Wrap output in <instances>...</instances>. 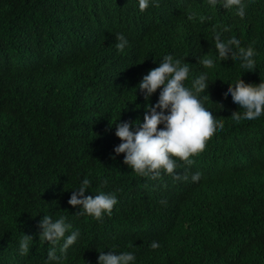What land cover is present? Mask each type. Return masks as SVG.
<instances>
[{"label": "trees", "instance_id": "16d2710c", "mask_svg": "<svg viewBox=\"0 0 264 264\" xmlns=\"http://www.w3.org/2000/svg\"><path fill=\"white\" fill-rule=\"evenodd\" d=\"M244 3L241 17L206 0H155L143 12L137 0H0V264H43L44 215L80 231L65 264H96L109 250L133 252L136 264H264V115L235 122L243 110L225 94L240 75L264 80V0ZM225 24V38L255 49L254 70L216 56L214 29ZM117 33L129 42L123 52ZM169 53L189 64L186 84L208 72L205 102L224 127L191 163L177 158L173 174L151 179L115 154L112 123L143 121L137 86ZM205 54L216 58L209 68L198 62ZM84 178L86 196L116 195L110 216L68 204ZM23 234L33 238L26 256Z\"/></svg>", "mask_w": 264, "mask_h": 264}, {"label": "clouds", "instance_id": "9594fccd", "mask_svg": "<svg viewBox=\"0 0 264 264\" xmlns=\"http://www.w3.org/2000/svg\"><path fill=\"white\" fill-rule=\"evenodd\" d=\"M154 3L155 0H137L140 12ZM206 4L210 7L220 4L226 9L235 6L241 17L246 15L244 0H206ZM229 28L230 25L225 24L222 28L214 29L216 56L223 58L231 54L240 61L242 69L254 70L255 49L251 45L241 46V38L235 33L225 38L223 34ZM116 40V49L123 52L128 46V39L123 33H117ZM184 58L165 54L157 67L143 75L137 86L139 93L148 102L144 105L142 122L117 120L112 123L115 125V136L121 141L114 148L115 154L123 153L124 164L141 177L156 179L162 173L173 174L179 166L178 160L191 163V154L205 147L207 139L217 130V126L221 129L224 127V121L214 115L213 109L205 102L209 99L204 92L209 85L208 72L202 71L191 78L190 85L186 84L190 67ZM198 62L203 68H209L216 63V58L205 54L198 58ZM157 90L158 100L152 104L150 99ZM228 93L231 94L233 102L243 110L232 114L235 122L255 120L264 115V80L258 84L245 83L240 75L235 81L228 82L225 94ZM200 176L201 172L197 170L192 174V179L198 180ZM90 184L88 178L82 179L68 204L79 206L80 215L96 220L103 219L105 215L110 216L113 207L118 203L116 195L99 191L94 196H86L85 192ZM39 227L40 241L50 245L43 264H65L68 249L80 238L79 229L72 230L73 226L65 216L53 219L49 215L43 216ZM32 245V236L23 234L18 243L19 254L28 255ZM150 247L156 249L159 244L153 241ZM96 264H136V256L130 251H99Z\"/></svg>", "mask_w": 264, "mask_h": 264}]
</instances>
